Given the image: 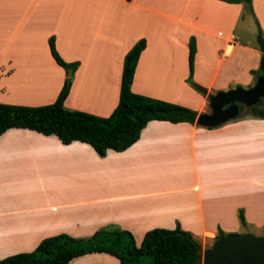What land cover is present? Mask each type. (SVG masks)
Wrapping results in <instances>:
<instances>
[{"label": "crops", "instance_id": "1", "mask_svg": "<svg viewBox=\"0 0 264 264\" xmlns=\"http://www.w3.org/2000/svg\"><path fill=\"white\" fill-rule=\"evenodd\" d=\"M0 0V87L10 105L53 104L68 73L80 65L67 109L107 118L120 101L124 62L147 46L132 91L208 113L211 94L252 85L264 55L241 27L254 14L264 37V0ZM196 41L194 81L187 82L190 42ZM256 83V82H255ZM264 228V119L251 115L218 128L150 122L125 152L101 158L88 144L11 129L0 137V259L31 253L67 234L90 238L117 227L140 245L155 229L180 225L203 247L219 230ZM245 226V227H246ZM70 264H121L89 254Z\"/></svg>", "mask_w": 264, "mask_h": 264}, {"label": "trees", "instance_id": "2", "mask_svg": "<svg viewBox=\"0 0 264 264\" xmlns=\"http://www.w3.org/2000/svg\"><path fill=\"white\" fill-rule=\"evenodd\" d=\"M222 1L244 4L245 12H254L253 0ZM49 45L57 64L67 73L72 70L75 74L80 64L67 63L61 57L54 37ZM146 46V39H141L127 54L120 101L111 116L103 118L67 109L65 102L73 84L72 77L65 81L57 100L51 105L30 107L0 104V137L11 129H26L44 136H56L64 145L75 142L88 144L101 158H105L110 150L125 152L133 147L150 122L197 124V111L132 91L139 58ZM196 54V41L192 38L187 82L197 92L203 93L204 89L194 81ZM252 74L256 78L264 75V55L259 71ZM250 112L252 117L264 119V102L251 108ZM239 221L242 226L247 225L243 210L239 211ZM226 235L220 229L214 244ZM203 251L202 243L180 225L173 230L149 231L140 245L131 232L109 227L97 231L90 238H74L67 234L47 238L35 251L0 259V264H70L77 258L95 253L111 255L121 264H202Z\"/></svg>", "mask_w": 264, "mask_h": 264}, {"label": "water", "instance_id": "3", "mask_svg": "<svg viewBox=\"0 0 264 264\" xmlns=\"http://www.w3.org/2000/svg\"><path fill=\"white\" fill-rule=\"evenodd\" d=\"M258 43L264 54V38L259 34ZM68 77H73L69 71ZM207 94L206 90H202ZM211 112L200 114L197 125L218 128L243 117L242 108L251 109L264 102V75L257 78L249 89L236 88L208 96ZM202 264H264V236L251 233H229L209 248H204Z\"/></svg>", "mask_w": 264, "mask_h": 264}, {"label": "rangeland", "instance_id": "4", "mask_svg": "<svg viewBox=\"0 0 264 264\" xmlns=\"http://www.w3.org/2000/svg\"><path fill=\"white\" fill-rule=\"evenodd\" d=\"M254 17H255L254 14L250 15L249 13H247L246 14V20H245V22H243L241 24V27H246V28L247 27H250V31L252 32V34H254V37H252L251 41L254 44L259 45L258 38H259V34L262 33V30L259 27V23H258L259 21H258V19H255ZM255 82L252 85H249V84H246V85H235L233 87V89H236V88L249 89V88H251V87H253L255 85ZM2 92H3V88L0 87V104L10 105L7 102L8 99L4 95H2ZM210 112H211V108H210V105H209L208 113H210ZM250 115H251L250 109H244L243 110V117L244 118H246V117H248ZM243 233H251V234H253L255 236L262 237V236H264V228L263 229H259L257 227L249 226L248 225L246 227L241 226L236 232H234V234H243ZM227 234H229V233H227ZM213 244L214 243H212L211 245H207L205 248H209Z\"/></svg>", "mask_w": 264, "mask_h": 264}, {"label": "flooded vegetation", "instance_id": "5", "mask_svg": "<svg viewBox=\"0 0 264 264\" xmlns=\"http://www.w3.org/2000/svg\"><path fill=\"white\" fill-rule=\"evenodd\" d=\"M244 109H246V108L243 107L242 110H244Z\"/></svg>", "mask_w": 264, "mask_h": 264}]
</instances>
